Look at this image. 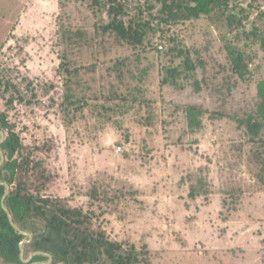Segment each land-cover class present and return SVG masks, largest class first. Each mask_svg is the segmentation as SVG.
Instances as JSON below:
<instances>
[{
    "label": "rangeland",
    "instance_id": "rangeland-1",
    "mask_svg": "<svg viewBox=\"0 0 264 264\" xmlns=\"http://www.w3.org/2000/svg\"><path fill=\"white\" fill-rule=\"evenodd\" d=\"M91 1L0 0V68L36 94L0 100L40 163L33 188L83 210L143 264H264V150L238 122L264 80V53L245 36L264 26V0L176 25L160 23L158 0L116 1L126 27L151 23L141 44L105 32L109 0ZM229 14L243 25L230 27ZM174 48L205 63L178 88L163 85L184 58ZM239 53L243 78L231 64ZM189 105L207 111L200 130L188 129Z\"/></svg>",
    "mask_w": 264,
    "mask_h": 264
},
{
    "label": "trees",
    "instance_id": "trees-1",
    "mask_svg": "<svg viewBox=\"0 0 264 264\" xmlns=\"http://www.w3.org/2000/svg\"><path fill=\"white\" fill-rule=\"evenodd\" d=\"M116 1L109 0V13L114 18L104 31H116L128 43L141 44L145 29L151 23L133 21L128 26L117 19L125 11ZM160 23L176 25L180 22L209 17L228 8L231 0H158ZM100 0H92L91 7H100ZM151 9V7H149ZM242 12V9L241 11ZM244 12V11H243ZM247 19V17H244ZM154 20V19H152ZM227 23L230 27L243 25V19L229 14ZM245 36L259 44L264 53V26L253 27ZM177 54L184 57L182 63L175 67H165L163 85L178 88L182 82L188 84L195 80L198 68L205 63L198 56L193 59L190 53L182 50ZM234 54V52H232ZM231 53V54H232ZM232 69L243 78L247 74V65L241 53L231 55ZM28 79V78H27ZM15 77L8 69L0 68V100L8 104H31L36 98L33 93V81L15 82ZM197 91L200 85L194 81ZM33 87V88H32ZM28 90L32 92L27 97ZM70 90L67 91V95ZM206 110L202 106L189 105L184 109L188 129L200 130ZM218 115V114H217ZM246 125L251 141L258 140L264 150V80L256 84L255 106L246 119H239ZM0 261L4 264H143L144 258H138L134 247L123 250L122 245L111 241L103 230L93 228V219L79 208H73L61 199L44 197L37 187L33 188L30 176L40 170V163L33 154H25L20 134L8 123L7 113L0 108ZM263 167L260 181L264 185V151L258 156ZM39 180V178H37ZM39 187L40 183H36ZM4 200L2 202V198ZM11 216V221L8 217ZM26 234L31 235L29 238ZM20 247L23 259L20 260Z\"/></svg>",
    "mask_w": 264,
    "mask_h": 264
},
{
    "label": "water",
    "instance_id": "water-1",
    "mask_svg": "<svg viewBox=\"0 0 264 264\" xmlns=\"http://www.w3.org/2000/svg\"><path fill=\"white\" fill-rule=\"evenodd\" d=\"M3 163V157H2V159H1V162H0V165ZM3 200H4V197L2 198V202H3ZM8 217H9V219H10V222L12 223V221H11V216L8 214ZM29 238H31V235H28V234H26ZM31 256L32 255H30L29 257H28V259H23V250H22V248L20 247V260L22 261V262H28L30 259H31Z\"/></svg>",
    "mask_w": 264,
    "mask_h": 264
},
{
    "label": "built area",
    "instance_id": "built-area-1",
    "mask_svg": "<svg viewBox=\"0 0 264 264\" xmlns=\"http://www.w3.org/2000/svg\"><path fill=\"white\" fill-rule=\"evenodd\" d=\"M120 150V149H119Z\"/></svg>",
    "mask_w": 264,
    "mask_h": 264
}]
</instances>
